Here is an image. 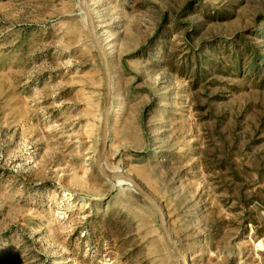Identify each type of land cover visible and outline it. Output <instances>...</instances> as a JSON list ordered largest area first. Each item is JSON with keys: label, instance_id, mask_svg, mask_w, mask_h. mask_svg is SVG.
<instances>
[{"label": "rangeland", "instance_id": "obj_1", "mask_svg": "<svg viewBox=\"0 0 264 264\" xmlns=\"http://www.w3.org/2000/svg\"><path fill=\"white\" fill-rule=\"evenodd\" d=\"M89 5L107 166L163 206L190 264H264V0ZM248 43L261 58L238 70ZM104 90L79 0H0V264H180L97 168Z\"/></svg>", "mask_w": 264, "mask_h": 264}, {"label": "water", "instance_id": "obj_2", "mask_svg": "<svg viewBox=\"0 0 264 264\" xmlns=\"http://www.w3.org/2000/svg\"><path fill=\"white\" fill-rule=\"evenodd\" d=\"M80 9L84 13L85 23L90 34L91 42L97 51L104 73L105 90L104 106L100 123V142L96 152V165L101 174L111 181L121 182L122 185H129L133 188L137 196L148 204L156 213L159 219L161 232L166 240L168 247L174 252L180 264H190L184 248L177 242L173 236L167 221V216L163 206L135 179L133 176L111 170L106 164V153L110 140V125L113 114V74L109 57L103 46L98 30L96 28L95 18L89 5V0H79Z\"/></svg>", "mask_w": 264, "mask_h": 264}, {"label": "trees", "instance_id": "obj_3", "mask_svg": "<svg viewBox=\"0 0 264 264\" xmlns=\"http://www.w3.org/2000/svg\"><path fill=\"white\" fill-rule=\"evenodd\" d=\"M236 45V44H235ZM245 48L242 49L243 52H239L237 45H236V50L235 51V56L233 58V64L235 65L238 70L241 69V67L245 64L246 62V57L250 58V67L254 70L256 68L258 60H260L261 56L259 54V51L257 48H255L253 45L250 43L244 44ZM246 49V52H245ZM247 55V56H246Z\"/></svg>", "mask_w": 264, "mask_h": 264}, {"label": "bare ground", "instance_id": "obj_4", "mask_svg": "<svg viewBox=\"0 0 264 264\" xmlns=\"http://www.w3.org/2000/svg\"><path fill=\"white\" fill-rule=\"evenodd\" d=\"M114 171H117V170H114ZM117 172H121V171H117ZM115 182V184H117V185H122V183L121 182H118V181H114ZM188 257V256H187ZM188 259H189V257H188ZM190 260V259H189Z\"/></svg>", "mask_w": 264, "mask_h": 264}]
</instances>
